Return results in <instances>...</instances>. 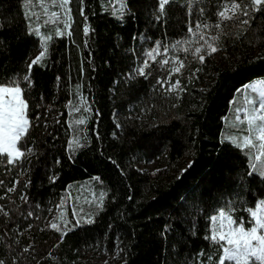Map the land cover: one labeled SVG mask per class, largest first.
Wrapping results in <instances>:
<instances>
[{
	"label": "trees",
	"instance_id": "1",
	"mask_svg": "<svg viewBox=\"0 0 264 264\" xmlns=\"http://www.w3.org/2000/svg\"><path fill=\"white\" fill-rule=\"evenodd\" d=\"M124 2L117 16L105 0H71L66 55L55 61L52 35L29 86L23 77L39 36L22 0H0V85L15 80L25 90L31 126L23 148L32 150L15 165L0 160L3 264H12L8 249L20 239L51 237L52 213L60 239L35 264H213L221 253L205 238L209 217L231 205L247 220L245 209L264 198V176L220 136L236 91L264 76V10L221 20L232 0H170L163 13L159 0ZM191 38L203 43L200 53ZM209 44L217 48L210 55ZM158 47L146 75L131 73L140 49ZM171 52L183 63L178 73L160 62ZM74 139L80 146L70 148ZM153 159L163 165H132ZM97 177L103 202L82 201L89 193L75 185Z\"/></svg>",
	"mask_w": 264,
	"mask_h": 264
},
{
	"label": "snow or ice",
	"instance_id": "2",
	"mask_svg": "<svg viewBox=\"0 0 264 264\" xmlns=\"http://www.w3.org/2000/svg\"><path fill=\"white\" fill-rule=\"evenodd\" d=\"M71 0H25V4L28 8H31L34 4L38 5L45 15H49L50 8H59L62 10V14L67 19L64 22L65 29L71 27V8L69 7ZM83 3V0H81ZM170 3V0H159V10L164 12L165 6ZM249 8L252 11L264 10V0H249L247 4L232 0L229 5L225 3L223 10L219 11L217 15L221 20H232L234 18L239 19L241 15L249 16ZM231 13V14H229ZM83 14V10H81ZM33 15L38 16L39 13L28 11L26 17L31 19ZM61 12L52 11L50 13V19L46 23L53 20H59ZM244 24L248 23V20L241 21ZM201 25L197 24L196 28L199 29ZM204 27H207L206 25ZM215 27L220 28L221 25L217 23ZM35 34L40 37L41 48L39 55H37L31 63L28 65V74L23 79L31 86V71L33 65L41 64L47 55V44L52 39V36L41 35L39 26L34 30ZM193 29L189 28V32ZM85 35L88 34L89 28L85 25ZM57 35L63 33L58 28L56 29ZM68 35L71 32L68 31ZM203 39V36H201ZM212 39H216L213 37ZM179 43V42H178ZM208 47L211 52H216L217 48L209 44ZM167 52V47L164 48ZM201 49L198 47L195 49L196 53H200ZM156 55H159V47L154 48L147 53V56L155 60ZM201 62L204 57L199 56ZM162 64H168V60L160 61ZM148 61L146 60L142 67L137 69L139 75H146L145 69L148 67ZM183 67V63L180 62V67L174 68L172 71L179 72ZM158 83H160L158 81ZM249 85H245L248 88ZM179 88V81L177 80L168 91ZM182 90V89H181ZM24 88L20 86L17 81H11L8 86L0 85V160H6L8 165H15L25 157L26 153H30L32 150L23 148V142L27 138V134L30 130L31 121L28 118V103L24 97ZM250 104L255 105L252 108L237 109L236 120L240 125H246L248 134L242 138L241 142H237L234 138L233 143H236L238 147L242 149H251L253 151L252 159L254 162L251 164V168L254 172H259L261 176H264V91H260L258 98L249 101ZM78 111L79 109H73ZM86 110V109H85ZM243 113V115H241ZM77 124H84L83 119L76 121ZM79 141L74 139L69 141V147H79ZM251 174V173H250ZM94 179H99L94 178ZM55 178H53V182ZM19 183V181H17ZM3 181L0 180V185ZM9 192L15 191V187L9 188ZM2 199V197H0ZM25 202L27 197L22 196ZM103 201V194L100 197ZM249 214L250 219L245 221L243 217H235L233 215L234 208L229 205L227 207H221L217 212L209 217L210 229L209 235L206 239H209L213 244L218 245L220 255L218 260L213 264H264V200H258L254 207H247L245 209ZM0 212L7 215L3 208H0ZM29 215H32L29 212ZM75 215V213H73ZM63 214L61 213V218ZM246 224H250V227H246ZM56 231H60L56 223L50 225ZM27 251V249H25ZM203 255V253H202ZM212 260V257H208ZM3 264V261H0Z\"/></svg>",
	"mask_w": 264,
	"mask_h": 264
},
{
	"label": "rangeland",
	"instance_id": "3",
	"mask_svg": "<svg viewBox=\"0 0 264 264\" xmlns=\"http://www.w3.org/2000/svg\"><path fill=\"white\" fill-rule=\"evenodd\" d=\"M48 2L50 3V0H48ZM105 2L109 6L113 14L117 16H121L125 10L124 0H105ZM231 3H229V5ZM22 8L24 10L25 15H26V12L28 11L39 13L38 16L33 15L31 19L27 18L28 28L31 31L35 33L34 30L39 26L41 35H48V36L55 35L58 38L57 42L54 43L53 45L54 49L52 53H53L55 61L56 60L59 61L58 58H60L59 57L60 55L58 54V52L64 51V54L66 55V51L68 47V37H69L67 33L68 31H70V29H65L64 27V22L67 18L63 16L62 10L59 8H50L49 15H45L43 13V10L36 4H34L31 8H28L25 4V0H22ZM52 11L61 12L60 19L53 20L52 22L46 23V21L50 19V13ZM71 22H72V17H71ZM58 28L63 33L62 35L56 34V29ZM188 43L190 47H192L194 50L198 47L200 48L203 44L202 42H198L197 40H194L192 38L189 39ZM178 46L179 48H182V49L186 48L185 43H180L178 44ZM49 47H50V42L48 41L47 55L50 53ZM42 50L43 49L41 48V42H40L37 51L30 58L29 63H31V61L37 55H39L40 51ZM151 50L152 49H146V48L140 49V51L136 54L135 64H134V67L131 73L137 72V69L142 67L146 60L148 62L152 60L147 56V53ZM160 52L161 51L159 50V53ZM157 56H160V54L156 55V57ZM162 58L163 60L169 61V63L172 66V70L174 68L180 67L181 60H179L178 57L175 56L173 52L164 53ZM44 61H45V58L41 63H44ZM174 84L175 83H172L171 85H169V88ZM245 85H249V87L245 88ZM4 86H8V85H4ZM260 91H264V76H260V77H256L252 79L251 81L244 84L238 91H236L230 103L229 111L223 120L222 130L220 134L222 139L233 142V139L235 138L237 142H241L242 138L248 134L246 125H240L237 123V120H236L237 109H244V108L250 109L254 107L255 105L250 104L249 101L257 99ZM241 115H243V113H241ZM234 144L237 145L236 143ZM242 150L245 152V154L248 157V162L250 164V170L253 171V169L251 168V164L254 162V160L252 159L253 151L251 149H242ZM132 165L139 167L142 170L153 171L163 164L160 159H153V160H135L134 162H132ZM255 173L259 174V172H255ZM74 189L76 191H81V189L87 190L89 194L81 200L84 201L87 198V201L94 200V203H97V202L99 203L101 201L100 200L101 194L105 193V191H103L104 190L103 180H100V179L87 180L85 182L78 183L77 185H75ZM260 200H264V198ZM54 212H56V208H54ZM216 212L217 210L213 214H215ZM54 216H55V213H52L49 218V225H51V223H56L53 219ZM249 219L250 217L248 214V218L245 221H248ZM250 226H251L250 224H246V227H250ZM59 239H60V234L56 230L52 231L51 237L49 239L43 240V241L41 240L33 241L27 238H22L14 246H11L8 249L7 259L12 264H35V262L39 258H41L43 255H45ZM25 249H27V251H25ZM100 259L105 260V257H101Z\"/></svg>",
	"mask_w": 264,
	"mask_h": 264
}]
</instances>
